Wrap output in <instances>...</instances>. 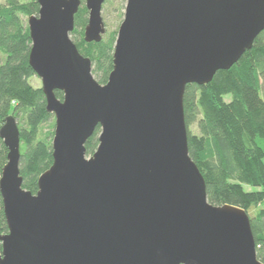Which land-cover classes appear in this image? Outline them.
<instances>
[{"label":"water","instance_id":"obj_1","mask_svg":"<svg viewBox=\"0 0 264 264\" xmlns=\"http://www.w3.org/2000/svg\"><path fill=\"white\" fill-rule=\"evenodd\" d=\"M36 2L28 63L55 120L52 165L36 194L22 189L19 129L8 116L0 264H262L246 212L207 202L183 95L252 49L264 0H126L103 85L70 39L80 0ZM103 2L84 1L88 44L105 33Z\"/></svg>","mask_w":264,"mask_h":264},{"label":"trees","instance_id":"obj_2","mask_svg":"<svg viewBox=\"0 0 264 264\" xmlns=\"http://www.w3.org/2000/svg\"><path fill=\"white\" fill-rule=\"evenodd\" d=\"M84 1L80 0L73 31L81 32V40L74 44L83 57L90 59L92 74L103 85L113 68L117 32L107 39L102 37L99 43H86L82 38L88 20ZM106 5L108 0H104L102 9ZM38 10L36 0L27 6L18 0H5L0 5V128L8 116L15 118L22 189L33 195L38 190V177L52 165V133L39 137L41 126L52 114L45 110L41 89L29 83L35 76L28 63L31 42L28 27L20 18V13L36 16ZM55 96L62 100L61 92H55ZM183 111L189 157L203 177L207 202L246 212L257 259L264 264V31L231 69L217 72L205 86L187 85ZM99 133L98 126L86 142V157L95 152ZM6 163L7 149L0 139V177ZM6 233L0 197V236Z\"/></svg>","mask_w":264,"mask_h":264},{"label":"rangeland","instance_id":"obj_3","mask_svg":"<svg viewBox=\"0 0 264 264\" xmlns=\"http://www.w3.org/2000/svg\"><path fill=\"white\" fill-rule=\"evenodd\" d=\"M18 1L20 2V4L27 6L32 0H18ZM108 1H109V5L104 6L103 9L101 10L102 21H103V24L105 25V27H104L105 33L102 36L104 39H107V37L109 35H111V33L117 32L118 27L123 20L124 9H125V4H126V0H108ZM4 4H5V0H0V5H4ZM83 5H82V7H83ZM33 16H35V15H33ZM20 18H21L22 22L27 26V21L29 18L27 16V14L26 13H20ZM73 31L70 34L71 41L73 43H75V41H80L81 40V37H80L81 32L73 34ZM92 70H93V67H92ZM91 73H92V71H91ZM93 78L95 79L94 76H93ZM29 83L34 89H41V80L36 75L29 79ZM226 98H227L226 99L227 101L230 100L229 96H227ZM52 124H53V128L50 129ZM54 124H55V120H54V117L52 115V118H50L48 122L44 123L41 126L40 132H39V137L44 138L47 134L52 133V136L50 139V141L52 142L53 132H54ZM192 131L196 132V130L194 128H192ZM88 157H90V156H88Z\"/></svg>","mask_w":264,"mask_h":264}]
</instances>
